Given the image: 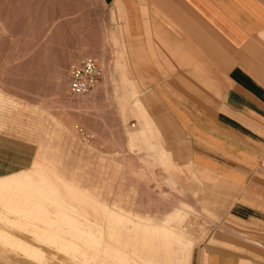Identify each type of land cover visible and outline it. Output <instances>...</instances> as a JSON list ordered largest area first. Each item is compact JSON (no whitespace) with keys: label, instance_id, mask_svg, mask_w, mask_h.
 I'll list each match as a JSON object with an SVG mask.
<instances>
[{"label":"rangeland","instance_id":"374dc122","mask_svg":"<svg viewBox=\"0 0 264 264\" xmlns=\"http://www.w3.org/2000/svg\"><path fill=\"white\" fill-rule=\"evenodd\" d=\"M252 1L263 10L259 2L264 0ZM112 22L116 24L103 0H0V29L4 30L0 42V178L36 162L52 168L51 160L58 158L66 177L79 183L83 193L98 198L100 205L92 208L107 206L121 214L149 218L150 224L166 222L175 207L196 211L181 212L177 221L165 225L176 235L175 226L185 225L196 239L195 264L198 249L229 225H216L215 216L204 210L208 205L199 199L200 185L193 180L188 160L177 155L181 167L168 166L156 135L150 129L141 131V126H149L139 119L135 106L144 96L127 80L120 67L124 55L116 53L113 38L107 37ZM114 56L120 69L118 78L111 76L108 83L107 68ZM86 58L96 60L104 70L103 83L88 95L73 97L68 72ZM169 138L166 147L184 153L175 131ZM130 234L134 240L129 264H148L144 259L152 252L134 231ZM180 239L181 249L177 243L166 250L170 253L162 252L164 264H187L186 246ZM85 246L75 264L92 258L97 264H124L116 253L105 254L101 245L97 252Z\"/></svg>","mask_w":264,"mask_h":264},{"label":"crops","instance_id":"0c3cea01","mask_svg":"<svg viewBox=\"0 0 264 264\" xmlns=\"http://www.w3.org/2000/svg\"><path fill=\"white\" fill-rule=\"evenodd\" d=\"M103 1L116 21L107 37L144 96L135 106L149 126L141 131L156 135L168 166L181 167L177 155L188 160L204 210L229 225L198 249L195 264H264V3ZM117 67L114 56L105 82L118 78ZM174 131L184 153L166 147ZM178 226L192 264L198 242Z\"/></svg>","mask_w":264,"mask_h":264},{"label":"bare ground","instance_id":"6f19581e","mask_svg":"<svg viewBox=\"0 0 264 264\" xmlns=\"http://www.w3.org/2000/svg\"><path fill=\"white\" fill-rule=\"evenodd\" d=\"M3 38L4 30L0 29V42ZM50 163L52 168L36 162L31 168L0 178V264H75L78 256L85 253L82 245L95 252L101 245L105 254L116 253L121 263L129 264L134 240L131 231L150 253L157 254L144 260L148 264H164L162 252L166 253L180 239L165 225L181 217L180 209L169 215L164 225H151L149 218L132 213L121 214L107 206L101 210L92 208L91 205H100L95 194L83 193L79 183L66 177L62 160L57 158ZM99 221L107 225H100ZM86 262L97 264L94 258Z\"/></svg>","mask_w":264,"mask_h":264},{"label":"built area","instance_id":"2783aa9c","mask_svg":"<svg viewBox=\"0 0 264 264\" xmlns=\"http://www.w3.org/2000/svg\"><path fill=\"white\" fill-rule=\"evenodd\" d=\"M69 75V93L73 97L90 94L102 81L103 69L94 59H83L71 66Z\"/></svg>","mask_w":264,"mask_h":264}]
</instances>
